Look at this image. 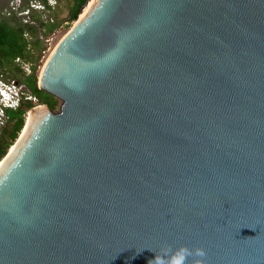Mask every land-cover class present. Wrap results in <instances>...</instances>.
I'll return each instance as SVG.
<instances>
[{
  "label": "water",
  "instance_id": "obj_1",
  "mask_svg": "<svg viewBox=\"0 0 264 264\" xmlns=\"http://www.w3.org/2000/svg\"><path fill=\"white\" fill-rule=\"evenodd\" d=\"M75 21L37 83L59 108L0 172V264L164 245L264 264V0H95Z\"/></svg>",
  "mask_w": 264,
  "mask_h": 264
},
{
  "label": "trees",
  "instance_id": "obj_2",
  "mask_svg": "<svg viewBox=\"0 0 264 264\" xmlns=\"http://www.w3.org/2000/svg\"><path fill=\"white\" fill-rule=\"evenodd\" d=\"M30 1L33 0H23L16 11L9 10L6 13H1L0 10V68H2V71L4 69L5 72L9 71L10 73H5L4 78L14 79V76L22 71L21 63L15 59L20 58L23 62L29 63L30 73L22 79L18 80L15 78L14 80L23 84L37 98L36 104H45L50 109H55L58 100L49 97L44 90L38 88L35 70L40 52L44 49L43 39L47 38V35L59 26L61 20L57 19L55 15L42 17L40 9L30 6ZM35 1H39L43 8L51 9V5L46 0ZM85 1L72 0L67 20L73 21L77 19L82 12L81 7ZM23 10L30 11L26 22L22 20L24 18L23 15L18 16L17 14V12ZM34 105L35 103L27 101L23 102L17 109L7 111L8 121L0 132V159L15 140L21 128L23 127L24 129L27 123L25 113Z\"/></svg>",
  "mask_w": 264,
  "mask_h": 264
},
{
  "label": "rangeland",
  "instance_id": "obj_3",
  "mask_svg": "<svg viewBox=\"0 0 264 264\" xmlns=\"http://www.w3.org/2000/svg\"><path fill=\"white\" fill-rule=\"evenodd\" d=\"M22 2H23V0H0V10H1V13H6L9 10H15L16 11L17 8L19 7V5ZM29 4L33 8L40 9L41 14H42V17H47V16L51 17V15H55L57 19L61 20V23L59 24V26L53 32H51L50 34H48L47 35V38L43 39L44 49L41 50V52H40V57H39V60L36 63V70H35V73H36V76H37V83H38V79H39L41 70H42L44 64L46 63L48 57L50 56V54L54 50V48L57 45V43L59 42V40L73 26V24L76 21L75 20H73V21L67 20V14H68L69 7L72 4V0H53L52 3L50 4L51 5V9H45V8H43V6L39 3V1H35V0L30 1ZM23 11H25V10H23ZM23 11L17 12L18 16L24 15L23 14L24 13ZM29 13H30V11L28 12V14ZM25 18L28 19V16L26 15ZM24 19L22 18L23 21H24ZM26 21H28V20H26ZM19 63H21V62H19ZM21 68H22V71L18 72V74H16V76H14L18 80L24 78L27 74L30 73L29 63H23L22 62L21 63ZM5 73L6 74H10L9 71H6L5 72L4 69L2 71V68H0V74L2 76H5ZM14 79H12V80H14ZM33 103H35V105L32 108H30V110L28 109L26 111V113H25V120H26V116H27V122H28V120L30 118V115H31V112L33 110H36V111L38 110L37 112H39V110H41L42 108H45L46 107L45 104H36V101L33 102ZM59 104H60V101L58 100L55 109H58L59 108ZM25 120H24V124H25ZM24 124H23V126H24ZM22 129H23V127L18 132L17 137L12 142V144H14V143L16 144L18 142V140L20 139L21 134L23 132ZM11 145L8 147L6 153L4 154V156L0 160H2L3 158H5V156L8 154V151H9Z\"/></svg>",
  "mask_w": 264,
  "mask_h": 264
},
{
  "label": "built area",
  "instance_id": "obj_4",
  "mask_svg": "<svg viewBox=\"0 0 264 264\" xmlns=\"http://www.w3.org/2000/svg\"><path fill=\"white\" fill-rule=\"evenodd\" d=\"M46 1L48 4H51L53 0ZM23 12L24 18L26 15L28 16V10ZM26 20L28 19L25 18L24 22ZM15 60L17 62H23L20 58H16ZM36 100L37 98L23 84L16 80L6 79L0 74V132L8 121V110L17 109L23 102H35Z\"/></svg>",
  "mask_w": 264,
  "mask_h": 264
},
{
  "label": "clouds",
  "instance_id": "obj_5",
  "mask_svg": "<svg viewBox=\"0 0 264 264\" xmlns=\"http://www.w3.org/2000/svg\"><path fill=\"white\" fill-rule=\"evenodd\" d=\"M177 252L182 253L179 264H185V261L189 256L194 257L191 264H208L206 259V251L202 247L189 248L185 245H180L173 249L170 245H164L161 252L157 255L154 261H150V264H177L174 257Z\"/></svg>",
  "mask_w": 264,
  "mask_h": 264
},
{
  "label": "bare ground",
  "instance_id": "obj_6",
  "mask_svg": "<svg viewBox=\"0 0 264 264\" xmlns=\"http://www.w3.org/2000/svg\"><path fill=\"white\" fill-rule=\"evenodd\" d=\"M95 0H90L88 2V4L85 6V8L82 10L81 14L79 15V18L82 17L86 12L87 10L92 6L93 2ZM38 111V110H37ZM36 110H33L31 112V115H30V118L26 124V126L24 127L25 129L23 130L22 134H21V137L20 139L18 140V142L15 144H13L9 151H8V154L5 156V158H3L1 161H0V172L2 171V169L5 167L6 163L15 155V153L17 152L20 144H22V142L25 140L26 136L29 134L30 130H31V127L33 126L36 118L39 116L41 110H39V112H37Z\"/></svg>",
  "mask_w": 264,
  "mask_h": 264
}]
</instances>
